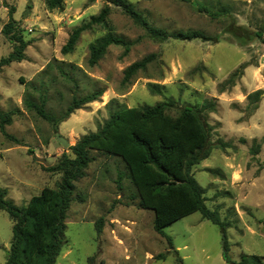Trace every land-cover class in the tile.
Listing matches in <instances>:
<instances>
[{
	"label": "rangeland",
	"instance_id": "374dc122",
	"mask_svg": "<svg viewBox=\"0 0 264 264\" xmlns=\"http://www.w3.org/2000/svg\"><path fill=\"white\" fill-rule=\"evenodd\" d=\"M128 1L153 26L169 32L196 29L211 39H154L111 5L107 25L130 42L129 49L111 44L96 64L89 65L88 45L107 31L103 25L84 30L72 52L63 54L60 48L73 28L100 11L104 0H64L62 9H48L44 0H0V57L12 49L2 32L10 15L28 42L26 59L0 67V110L12 113L10 123L0 129V187L6 189L5 198L23 205L44 186L57 185L61 173L50 168L63 154L72 153L55 132L73 145L117 106L164 102L170 114L193 106L201 110L209 129L210 152L192 173L205 190L206 206L217 210L221 221L230 222L225 226L228 255L234 261L242 252L264 256V34L261 40L253 33L264 20V0H197L212 10L218 2L229 7L228 14L215 18L198 10L193 1ZM151 53L155 58L124 81L123 69ZM237 68L242 70L233 84L224 83ZM40 81L44 107L56 116L74 95L96 88L103 94L55 127L24 103L26 92L38 99L40 93L31 84ZM149 82L158 90L151 91ZM254 90L261 93L251 111L247 95ZM205 101L212 102L213 110L204 109ZM92 153L85 175L74 181L54 264H228L222 256L220 227L199 211L163 228L172 239L170 248L153 229V211L138 206L125 174L118 188V173L125 171L121 159ZM11 226L0 209V264L5 263ZM160 254L165 256L159 258Z\"/></svg>",
	"mask_w": 264,
	"mask_h": 264
},
{
	"label": "trees",
	"instance_id": "16d2710c",
	"mask_svg": "<svg viewBox=\"0 0 264 264\" xmlns=\"http://www.w3.org/2000/svg\"><path fill=\"white\" fill-rule=\"evenodd\" d=\"M63 1L44 0L48 9H62ZM104 1L105 4L97 14L91 15L87 22L69 32L60 48L61 53L72 52L80 34L93 25H103L107 31L89 43L87 59L89 65L96 64L111 44L120 45L124 50H128L130 42L114 34L111 26L107 25L106 18L110 13L111 5L121 8L154 39H211L210 36L196 29L169 32L164 28L153 26L128 0ZM183 1L197 3L198 10L207 12L212 18L229 13V7L220 2L217 9L212 10L211 7L197 0ZM16 24L15 19L10 15L8 22L2 28V32L12 44V49L6 56L0 57V67L26 59L24 51L28 42L24 40L21 29L17 28L18 24ZM253 33L256 38L263 40L264 20ZM154 58L155 54L151 53L128 64L123 69V80L128 81ZM48 64L49 62L46 66H49ZM68 65L75 68L74 64L68 63ZM242 68L230 73L224 83L233 84L234 78L241 74ZM59 70L64 73V69L60 66ZM147 85L151 91L158 90L156 83L149 82ZM31 87L40 94L38 99H33L31 94L26 92L28 97L24 99L25 106L34 109L40 117L55 127L75 109L98 100L103 94V89L96 88L83 95H74L65 110L56 116L44 107L46 95L41 93L44 83L42 81L33 83ZM260 93V90H254L247 95L251 111L257 108L256 102ZM201 105L207 110L214 108L211 101H205ZM107 106L109 107V104ZM167 106L164 102H157L153 105L117 106L109 109L108 116L96 130L81 135L73 145H70L72 155L63 154L50 168L61 173L57 185L44 186L38 194L30 196L23 205H16L6 199V189L0 187V209L4 210L12 221V235L4 264L55 263L62 248L65 218L72 200L74 181L85 175L86 168L94 160L92 153L94 151L115 155L121 159L125 173L123 171L118 173V188L122 189L121 177L125 174L135 189L134 197L138 206L153 211V229L166 238L170 248L173 247L172 239L163 228L175 220L199 211L203 218L220 227L223 235L222 256L228 264H264V256L258 254L242 252L238 261L229 257L225 226L230 222L221 221L218 211L206 206L205 190L193 176V166L206 158L210 152L209 129L201 116V110L186 105L176 114H170ZM11 116L10 111L0 110L1 130L4 129L5 124L10 123ZM253 151L257 152L258 148L254 147ZM96 227L100 232V224ZM158 256L163 258L165 254Z\"/></svg>",
	"mask_w": 264,
	"mask_h": 264
},
{
	"label": "water",
	"instance_id": "95a60500",
	"mask_svg": "<svg viewBox=\"0 0 264 264\" xmlns=\"http://www.w3.org/2000/svg\"><path fill=\"white\" fill-rule=\"evenodd\" d=\"M55 136L57 140L62 144L63 147H69L70 142L62 135H60L58 132H55Z\"/></svg>",
	"mask_w": 264,
	"mask_h": 264
}]
</instances>
